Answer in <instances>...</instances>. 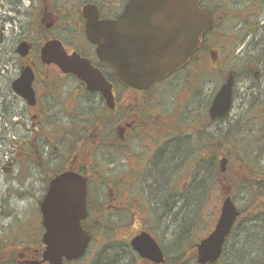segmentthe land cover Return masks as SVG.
I'll use <instances>...</instances> for the list:
<instances>
[{
  "label": "rangeland",
  "instance_id": "obj_1",
  "mask_svg": "<svg viewBox=\"0 0 264 264\" xmlns=\"http://www.w3.org/2000/svg\"><path fill=\"white\" fill-rule=\"evenodd\" d=\"M246 1L207 0L215 16L217 18L223 17V20H217L216 27L207 36L208 42L206 41L205 47L197 53V60L193 62L194 66L192 64L193 70L200 74L198 76L204 78L203 81L201 80L202 85L204 84L202 90L196 97L195 104L197 106H204L207 102L210 104L213 95L223 83L225 74L229 70L236 72L234 100L230 114L224 123H213L209 129V132L214 133L211 134L214 138L213 141L209 140L208 142L211 148L210 153L219 152L220 150L217 148V145H219L221 150L231 156H228L225 175L220 177L213 168L209 171L210 175L206 183L201 185L194 180L190 186L191 173H189L190 169L188 168L190 159H177L175 163L177 165L172 167L165 180L159 183L155 181L153 176L150 178L146 176L147 181L142 187L143 189H139L141 184L139 176L143 172L145 173L147 159L152 155L154 148L157 145H163L167 139L166 137L160 139L161 135L157 137L158 141L152 140L147 136V132L142 130L138 131L137 135L132 136V138L135 136L134 139L139 140L137 150L140 158L137 167L135 163L138 157L135 156L132 162L130 158L127 163L123 162L121 151H117L116 154L110 155L107 159L99 158L97 154L92 155V163L95 165L100 163L98 165L103 166L100 169L93 170L94 172L92 171V200L94 201L96 197L99 199L103 197V201L101 205H98V210H94L92 213V219H96L94 221L93 229L96 230L93 232L92 245L85 257L74 264H92L95 255H98V257L102 255H99V249L102 246L106 247V253H108L110 259L127 262L128 259L125 258L120 242L128 241L131 236L140 230H150L165 250L167 257L174 255L179 249L182 264H192L191 245L199 241L212 229L225 191L231 194L238 207L243 211L246 209L238 222L237 228L229 237L227 246H229V249L232 248L233 251H236L237 247L230 243L231 239L238 236V238L246 240L245 237L249 234V229L256 224L258 213L264 212V93L259 88L251 85V82H257L259 79L253 71L260 72L259 75L263 80V84L264 72L256 67L257 64L252 66L253 69L242 65L246 53L251 50L252 38L245 35L243 41H241L242 36H239L240 34L235 32L234 28L235 30L239 29L242 20L239 17H243L245 13H250V11L255 14L254 18L260 20V26L264 24V0H260L259 3L261 4H258L261 6L258 9H248ZM5 27L3 36L0 39V73L1 80L5 81V78H7L9 83L17 73L18 68L14 66V63H16L14 60L3 61L4 55H12V59L16 57V53H14L15 41L12 33H9L10 28ZM28 32L31 33L30 30ZM253 45L256 49L257 43H253ZM213 51L216 58H213ZM253 55L256 58L257 53L255 52ZM48 69L53 70V67L49 66ZM247 76L249 79H245ZM197 84L194 81L191 83L194 87ZM180 85L187 87L188 84L185 82L179 84V87L174 89V93L172 89L165 90V93L161 90L159 92V105L156 104L157 114L169 119L167 124L158 125L162 134L169 132L172 127L175 128V133L178 135L186 133L184 130L186 113L185 110H181L182 105L178 103L179 97H182L181 95L186 89L180 87ZM161 86V88H164L163 85ZM0 89L2 93L6 92L8 97L7 105L0 104V243L5 245L8 243L21 244L18 245V247H21L24 246V242L30 241L31 238L40 237L41 232L40 229L38 230L40 225L38 202L42 190L41 188L38 190L29 186V175L33 170L35 158L33 154H28V151L31 149V152H33L35 146L39 147L42 144L41 140L36 142V138L39 137L41 132L50 138L56 137L57 124L49 125L50 127L46 128L43 127L45 124L42 122L40 123L41 126L37 125L38 128H36V125H33V123H36V119H31L29 114L25 113L23 104L16 103L17 97L9 93L8 86H0ZM57 109H60V107H56ZM34 111L32 109V112ZM13 114L16 115L13 116ZM174 115H179L182 118L175 120L176 127L173 126L170 119ZM229 125H233L235 128L238 127L237 133L231 135L232 131ZM217 130L221 132L218 135ZM7 134H10V136L8 135L11 139L10 143L5 141ZM180 143L184 142L179 138L175 144L179 145ZM148 144L152 148H147ZM6 145L11 147H5ZM7 158H10V160L6 161ZM210 158L212 157H209L208 164H210ZM124 164L130 167L127 169ZM131 164H134L135 167H132ZM50 167H52V164H50ZM30 176L37 177L38 175L34 176L32 172ZM219 177L221 186L217 181ZM39 178L40 176H38V181ZM196 179L200 180V174L196 175ZM101 181H106L103 188L97 185ZM244 183H247V186L245 185L239 190L238 187L241 184L244 186ZM161 184H164V189L170 194L177 195L181 204L186 201L183 196H189L197 187L200 192L204 187L207 188L203 198L196 201L198 202L196 208L193 206L194 219L189 222L188 226L190 228L182 236H180V225L183 221L179 214L181 210L178 208L169 213L170 198L164 197V200L160 201L158 200L159 195L155 193L156 187ZM35 185H38V183ZM249 202L254 204L253 207L250 206ZM183 206L187 209L190 208V205L183 204ZM105 223L114 226L116 231L111 232L106 228ZM242 230L243 233L240 236ZM259 237H263V235H259ZM248 246L252 249L257 248L252 245ZM7 247V252L15 251L14 248ZM260 249H262L261 245L259 246ZM5 256H9V254L6 253ZM134 264L146 263L139 260L134 261ZM163 264H168V261Z\"/></svg>",
  "mask_w": 264,
  "mask_h": 264
},
{
  "label": "flooded vegetation",
  "instance_id": "obj_2",
  "mask_svg": "<svg viewBox=\"0 0 264 264\" xmlns=\"http://www.w3.org/2000/svg\"><path fill=\"white\" fill-rule=\"evenodd\" d=\"M128 2L129 0H0V39L3 36L5 26H8L10 28L9 33H12L16 45L14 49L16 57L14 59H12V55L3 56L4 62L16 61L14 66L18 68L17 73L7 85L8 91L17 97L16 103L23 104L25 113L29 114L31 119H36V123H33L36 128H38L37 125L40 127L42 122L45 124L43 127L46 128L57 124L56 137L50 138L41 132L36 138V141L41 140L42 143V146L40 145L41 153L36 150L37 155L52 162V167L34 166L30 175L33 172L34 176L38 175L40 178L38 181V176L29 175V186L38 190L41 188L42 197L54 176L67 172L65 170L68 169L78 172L87 184V214L84 222H88L90 225L92 224V212H94L92 205L98 207V202L95 199L92 200V171L103 167L98 165L100 163L96 165L92 163V155L97 154L99 158L107 159L110 155L121 151L123 162L126 163L129 158L132 162L137 156L135 163L137 167L140 158L137 150L139 140L134 139L135 136L132 138V136L137 135V132L142 130L147 132L146 134L150 139L158 141L157 137L162 135L160 139L162 137L167 138L165 143L157 145L154 151L151 150L152 155L146 161V172L150 178L154 175L156 158L161 151L164 152L168 147H174L179 138L192 143L194 141L197 145L192 148V152L187 157L190 159V166H188L190 172H188L191 173L189 180L191 186L194 182L193 174H200V170L207 168L211 151L208 143L209 137H213L211 134H214L209 132L211 124L224 123L230 114L224 118L212 119L209 117L208 102L204 106L195 104L197 94L201 92L204 85H202L204 78L199 77L200 74L194 71L192 67L194 60H197V53L182 69L162 80L155 81L147 89H135L120 83L114 67L98 57L96 44L92 43L87 35V22L88 18H92L93 6L97 8L100 20L116 19L124 12ZM200 2L208 6L205 0H200ZM211 14L214 24L216 18L213 15V9H211ZM218 19L222 21L223 17ZM28 30L31 31L30 34ZM208 34L202 38V45L208 42ZM51 41L59 42L67 54L76 53L81 58L88 59L90 64L100 71L104 79L111 85L112 105L107 103L100 90L89 89L76 74L63 71L53 62L50 64L42 62L40 50ZM20 43H25L27 46L25 55L17 51V46ZM25 66L32 68L31 85L34 92V102L31 104L11 91V82L20 75ZM49 66L53 67V70L48 69ZM190 68L191 70L188 71ZM193 81L198 83L197 86L191 85ZM184 82L188 85L187 87L180 85L186 90L181 95L182 97H179L178 103L182 105L181 110H185L186 113L184 119L186 120L184 124L186 133L178 135L175 133V128L172 127L169 132L162 134L158 125L167 124L169 119L157 114L156 104L159 105V92L161 90L165 93V90L172 89L174 93V89ZM161 85L164 88H161ZM1 103L7 105L8 97L6 92L2 93L0 89ZM56 107H60V109L56 110ZM159 108L161 109L160 106ZM32 109L35 111L32 112ZM170 119L173 126L176 127L175 120L182 118L179 115H174ZM220 133L217 130V135ZM146 147L152 148L149 144ZM217 147L220 151L212 152L211 155L216 162L221 157H225L219 145ZM126 156L129 157L126 159ZM131 166L135 167L134 164ZM124 167L128 169L130 166L124 164ZM58 168H61V172L54 173ZM143 178V176L139 177L141 184ZM207 180L208 178L204 179L202 176L201 185ZM37 183L38 185H35ZM97 185L103 188L106 182L101 181ZM226 194L232 198L228 191L224 192V195ZM96 208L95 210H98ZM219 211L220 207L218 213ZM217 217L218 214L214 219L213 228ZM236 221L238 222V220ZM33 244L17 247L19 248V257L16 261L18 264H26L22 262L24 260H38L40 258L42 243L36 240Z\"/></svg>",
  "mask_w": 264,
  "mask_h": 264
},
{
  "label": "water",
  "instance_id": "obj_3",
  "mask_svg": "<svg viewBox=\"0 0 264 264\" xmlns=\"http://www.w3.org/2000/svg\"><path fill=\"white\" fill-rule=\"evenodd\" d=\"M212 17L199 0H129L116 19L100 20L93 6L88 18L87 35L96 44V53L111 63L119 81L127 87L147 89L158 79L184 67L199 49L202 36L211 29ZM26 44L17 50L26 53ZM53 54V56H52ZM44 62H54L63 71L72 72L86 82L89 89H98L112 105L111 85L88 59L78 54H66L57 41L46 43L41 49ZM51 58V59H49ZM32 72L24 68L12 88L17 94L34 102L31 89ZM234 73L230 71L215 93L209 107L210 118L225 117L233 102ZM226 158L220 159L224 171ZM44 233L42 260L61 264L63 260H77L83 256L90 241L81 221L86 217V181L69 171L54 177L40 203ZM239 215L229 196L222 202L215 228L197 245V262L215 261ZM137 255L153 264L163 261L158 242L146 231L130 240ZM31 264H39L31 261Z\"/></svg>",
  "mask_w": 264,
  "mask_h": 264
},
{
  "label": "bare ground",
  "instance_id": "obj_4",
  "mask_svg": "<svg viewBox=\"0 0 264 264\" xmlns=\"http://www.w3.org/2000/svg\"><path fill=\"white\" fill-rule=\"evenodd\" d=\"M264 23V22H263ZM260 27H263L262 29H264V24H262ZM210 30H208L205 34L209 33ZM248 37L252 38V42L253 43H257V46L260 45V49H263L264 50V42H262L261 40L258 41L257 40V37L255 35H253L252 33L247 35ZM18 51V50H17ZM259 59H258V57ZM257 56L255 58V63L257 64V68L263 70L264 72V53L263 51H259L257 52ZM249 69H253V67L249 68ZM255 73V75H257V77H259V79L256 81H253L251 82V85H253L255 88H259V90H262V93H264V84H263V80L262 78H260V72L258 71H253ZM245 79H249V77H245ZM5 85V86H3ZM8 85V79L5 78V81H2L1 80V73H0V86L1 87H6ZM260 99V98H258ZM16 114H13V116H15ZM231 126V135H234L235 133H237V128H235L233 125H229ZM8 135L10 136V134H7L6 138H5V141L6 142H11V139H9ZM184 143H180L179 144V147H180V152H181V156L182 158H179V159H183L185 160L189 155L190 153L192 152V148L194 147V141L193 143L192 142H189V141H183ZM42 146V145H41ZM40 146V148H41ZM5 147H11L10 145H6ZM10 158H7L6 161H9ZM11 163V162H10ZM177 164L174 165V167L176 166ZM214 168V164L210 163L208 164L207 168H205L204 170H200V179L201 177L203 176L204 179H207L209 178V171L212 170ZM168 171V174L169 171ZM206 174V175H205ZM163 180H161L162 182ZM159 182V183H161ZM207 188H204V190L202 192H200V196H199V200H201V198H203L205 192H206ZM155 193H157L159 195L158 197V200L160 201H163L164 200V197L165 198H170L171 200V203L168 204V207H169V213L170 212H173L175 209L177 210L179 208V210H181V212H179L180 214V218H182V224L180 225V228H181V234L180 236H182L185 232H187V230L190 228L188 226L189 222L194 219V214L195 212L193 211V206H197L198 202H192V200L188 199L189 196H183L184 198H186V201H183V204L184 205H190V208H186L185 206H183V204H181V202L179 201V197L175 194H170L167 190L164 189V184H161V185H158L155 189ZM183 198V200H184ZM197 201V200H196ZM192 203V204H191ZM194 203V204H193ZM194 208V209H195ZM238 226V222L235 220L233 225H232V228H231V232L227 238V240L224 242L223 246H222V251H221V254L219 255V257L213 261V262H207L205 264H239L238 261H235V253L236 251L240 250V252H242L243 254H245V256L249 257L250 260L253 258L254 260V264H264V262H261L264 261V258L259 256V254L256 252L255 249H252L250 248L248 245H252L254 247H257L259 248V246L261 245L262 246V249H261V253L264 255V235L263 237H259V235L257 234V232L254 230V229H262L264 228V226H262L261 224H254L251 229H249V234H247V236L245 237L246 239V242L241 239V238H238V236H234L230 243L237 247L236 251H233V249H229V246H227V243H228V239H230L229 237H231V234L235 231V229L237 228ZM243 233V230L240 234V236L242 235ZM238 239V240H237ZM259 239V240H258ZM202 240V238L196 242V244L198 245V243ZM237 243V244H236ZM261 243V244H260ZM180 248V247H178ZM191 250H192V253H195V247H191ZM163 252V261L161 262V264L163 263H166L168 261V264H173V263H177L180 258H181V253L179 252V249L175 252L174 255H171V256H166V252L165 250H162ZM180 253V254H179ZM225 253V257H224V260L223 262H221V258L223 256V254ZM245 257L246 259H249ZM168 258V259H167ZM261 259V260H260ZM115 264H131V262L129 261H122V260H119V259H116L115 260ZM191 263L192 264H199L197 262V257L195 258V261L193 262V254H192V260H191ZM180 264H182V262L180 261Z\"/></svg>",
  "mask_w": 264,
  "mask_h": 264
},
{
  "label": "trees",
  "instance_id": "obj_5",
  "mask_svg": "<svg viewBox=\"0 0 264 264\" xmlns=\"http://www.w3.org/2000/svg\"><path fill=\"white\" fill-rule=\"evenodd\" d=\"M260 0H247L246 1V4H247V7L248 9L250 8H256L258 9V7H260L261 3H259ZM259 3V4H258ZM259 5V6H258ZM254 15L253 13H245L243 15V17H239L241 18V23H240V27L239 29H236L234 30L235 32L239 33L240 35L239 36H242L241 37V41H243V37L246 35H249V34H254L256 37H257V40H261L262 42H264V29H262L263 27H260V20L257 19V18H254ZM251 50H249L247 53H246V57L243 59L242 61V65L245 67L247 66L248 68H251L252 66H255L256 63L254 61L255 59V55H253L255 52H259V51H263L264 53V50L263 49H260V45L257 46V48L255 49L254 48V45H253V42H251ZM255 50V52H254ZM257 67V65H256ZM212 139V137L210 136L209 137V140ZM180 147L179 145H174V147H168V149H166L164 152H160L158 157L156 158V167H154V179L156 182H161V180H165V177L167 176L168 174V171H166V169H168L169 171L172 169V167L175 165L176 163V160L181 158V152H180ZM222 151V150H221ZM224 155L226 156H230L227 152L225 151H222ZM231 157V156H230ZM210 163L214 164L215 166V163L214 161L212 160V158L210 159L209 161ZM54 170V169H53ZM213 170V169H212ZM214 171H215V167H214ZM55 172V171H54ZM156 173V175H155ZM210 175V173H209ZM222 175V174H221ZM224 176V175H223ZM196 179V174L194 175V180ZM209 179V178H208ZM220 180V178H218ZM221 181V180H220ZM197 182H199L201 184V179ZM245 185L247 186V183H244V186H242V184L239 186L240 189H242V187H245ZM250 186V184H249ZM246 189V188H244ZM264 191V190H263ZM193 192V193H192ZM188 197V199L192 200V202H196V200L198 201L199 199V196H200V190L199 188L197 187L196 190L192 191ZM250 203V206L253 207V203L252 202H249ZM192 204V203H191ZM194 204V203H193ZM246 212V210H245ZM241 213H244V211L241 210ZM94 221L96 220H92V225H88L86 224V227L89 228H92V240H93V232L96 230V229H93L94 228ZM256 223L257 224H261L262 226H264V212H260L258 213V219L256 220ZM107 225V229H109L111 232H115L116 229L114 228V226H112L111 224L109 223H105ZM258 235H264V228L262 229H254ZM152 233V232H151ZM246 242V240H245ZM122 244V249L125 253V258L128 259L129 262H131V264H134V261H138L139 258L137 257V255L131 250L129 244L127 241H123V242H120ZM194 247V246H193ZM11 248H16V246H14V244L11 245ZM7 249L8 247H1L0 246V264H14L18 257V252L16 251H12L11 252H7ZM256 252L259 254L260 258L263 257L264 258V255L261 253V249L259 250V248H256L255 249ZM105 252V253H104ZM8 253L9 256H5V254ZM14 253H15V259H14ZM98 253V252H97ZM96 253V254H97ZM104 253V255H103ZM235 253V261H238L239 264H254V260L253 258L250 260L249 257L245 256V254H243L242 252H240V250L234 252ZM102 254V255H100ZM193 254V262L195 261V258H196V254L195 253H192ZM99 257L98 255L93 258L92 260V264H115V259H110V257L108 256V253H106V247L105 246H102L101 249H99ZM106 255V256H105ZM4 256H5V259H4ZM224 257H225V253L223 254L222 258L220 259L221 262H223L224 260ZM245 257L249 258V259H246ZM261 260V259H260ZM261 262H264L261 260ZM171 264V263H170ZM173 264H180V260L177 262V263H173Z\"/></svg>",
  "mask_w": 264,
  "mask_h": 264
}]
</instances>
